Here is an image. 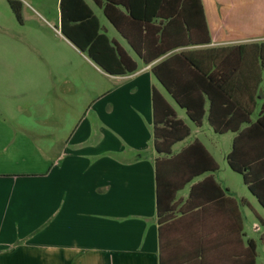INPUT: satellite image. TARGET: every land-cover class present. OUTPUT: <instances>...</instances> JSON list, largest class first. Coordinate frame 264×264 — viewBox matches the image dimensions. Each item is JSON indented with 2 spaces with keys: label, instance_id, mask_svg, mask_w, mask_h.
<instances>
[{
  "label": "crops",
  "instance_id": "crops-1",
  "mask_svg": "<svg viewBox=\"0 0 264 264\" xmlns=\"http://www.w3.org/2000/svg\"><path fill=\"white\" fill-rule=\"evenodd\" d=\"M83 1L98 32L134 62L133 71L104 72L61 34L59 15L58 29L0 27V264H258L253 240L255 233L264 245V207L225 160L236 132H213L205 113L194 125L151 67L180 50L264 41V0H199L209 42L148 63L100 7ZM260 75L250 122L263 100L264 66ZM152 91L187 129L168 153L153 145ZM156 115H163L159 100ZM190 126L228 134L222 158L243 190L219 176L201 141L188 139ZM193 141L216 168L172 191L182 178L176 166L185 162L165 160Z\"/></svg>",
  "mask_w": 264,
  "mask_h": 264
},
{
  "label": "trees",
  "instance_id": "trees-1",
  "mask_svg": "<svg viewBox=\"0 0 264 264\" xmlns=\"http://www.w3.org/2000/svg\"><path fill=\"white\" fill-rule=\"evenodd\" d=\"M104 17L122 36L132 51L148 63L175 48L206 44L207 29L199 0H92ZM133 1V2H131ZM15 17L17 9L9 2ZM59 29L75 47L112 75L131 72L134 62L124 50L103 33L83 0H59ZM264 66V41L230 46L180 50L161 58L151 72L188 119L199 126L205 113L215 133L235 131L228 167L240 174L242 182L264 207V84L258 116L250 122ZM153 137L157 152L168 153L169 146L186 136V127L172 119L173 111L152 91ZM157 100L163 115L157 118ZM207 102L206 109L204 108ZM162 123L161 126H157ZM244 125V127H241ZM183 160L175 174H182L172 191L192 176L214 170L216 164L199 142L193 141L165 161ZM156 207L159 211V177L155 169ZM247 248L254 255L251 240Z\"/></svg>",
  "mask_w": 264,
  "mask_h": 264
},
{
  "label": "rangeland",
  "instance_id": "rangeland-1",
  "mask_svg": "<svg viewBox=\"0 0 264 264\" xmlns=\"http://www.w3.org/2000/svg\"><path fill=\"white\" fill-rule=\"evenodd\" d=\"M9 2H12L13 6L17 9L19 19H17L12 12ZM58 0H0V27L12 28L16 31L23 30H41L48 29L47 23L51 27L58 29ZM99 21L104 23L105 20L98 12L96 13ZM177 109V107L174 106ZM195 130L190 126V134L188 139L197 138L201 141L205 147L213 154L217 166L218 174L220 177H225V174L231 178H234L239 184V189L243 190L242 183L239 176L230 171L222 158V151H226L229 148L228 134L215 135L206 127ZM261 221H263L264 227V213L260 212ZM256 240H253L256 244V252L258 255V264L264 263V245L257 239V234L254 233Z\"/></svg>",
  "mask_w": 264,
  "mask_h": 264
}]
</instances>
